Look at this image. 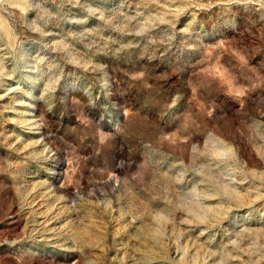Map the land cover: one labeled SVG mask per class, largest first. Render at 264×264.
Returning <instances> with one entry per match:
<instances>
[{
	"label": "rangeland",
	"instance_id": "obj_1",
	"mask_svg": "<svg viewBox=\"0 0 264 264\" xmlns=\"http://www.w3.org/2000/svg\"><path fill=\"white\" fill-rule=\"evenodd\" d=\"M0 264H264V0H0Z\"/></svg>",
	"mask_w": 264,
	"mask_h": 264
}]
</instances>
